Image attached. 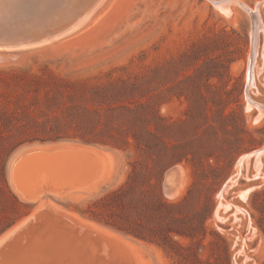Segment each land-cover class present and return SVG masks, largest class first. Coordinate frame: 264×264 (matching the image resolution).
<instances>
[{"label":"rangeland","instance_id":"374dc122","mask_svg":"<svg viewBox=\"0 0 264 264\" xmlns=\"http://www.w3.org/2000/svg\"><path fill=\"white\" fill-rule=\"evenodd\" d=\"M239 1L259 3L247 97L264 106V4ZM225 8L105 0L57 42L0 51V238L42 206L110 240L113 264H264V156L257 176L253 158L242 165L215 214L238 159L264 147V112L246 109L250 18ZM61 146L98 156L70 170L54 166L64 154L23 159L13 183L20 159ZM167 163L158 198L128 180ZM41 226L7 264H30L19 258L33 248L37 264H89Z\"/></svg>","mask_w":264,"mask_h":264},{"label":"bare ground","instance_id":"6f19581e","mask_svg":"<svg viewBox=\"0 0 264 264\" xmlns=\"http://www.w3.org/2000/svg\"><path fill=\"white\" fill-rule=\"evenodd\" d=\"M104 2L105 0H0V33H12L16 31L27 32L29 30L33 31L42 26L49 27L50 24H66L74 20L75 23L73 22L74 25L72 26L71 31H68V33H66V35L64 36L66 37L84 26L89 21L90 17L93 16L96 11L104 4ZM210 2L217 10L221 7L226 6L227 9L225 8V10L228 11L229 4H233L235 6L238 5L246 12V10L243 8L245 7L256 17L255 22L257 31L255 35V43L251 41L250 53L248 56V59L249 57L251 59L250 66H247L246 76V91L248 93V89L253 85L254 59L257 54L258 33L262 31L261 23L258 17L259 3H257L254 8L251 9L245 6V4L241 3L239 0H222L218 2L210 0ZM261 4H264V0L260 2V5ZM64 37L47 44L57 42ZM250 38L251 40H253L252 33H250ZM247 98L251 101V103L247 101V110H250L254 107L257 110L258 114H262L264 112L263 105L253 102L249 97ZM58 149H60L58 152L54 151L50 155H43L42 152H36L32 155L20 159L12 172L13 183L17 184L14 179V175L17 166L23 159L36 158L40 159L42 162H46L50 161L49 158L64 154L62 156L63 158L61 159V162L66 164L64 165L58 161V163L54 164V166H58L59 169L60 167H64L65 169L70 170V167H73L74 164H80V162L82 163L83 161H87L90 155L92 157L94 155L98 156V154L95 152L81 148L61 146L57 147L56 150ZM262 156H264V147L249 154L243 155L238 159L235 165V173L228 179L221 192L218 194L219 202L215 211L216 215L218 210L222 206L221 200L224 192H226V190L235 183L242 165H247L248 160L250 158H253L254 169L256 171L255 176H257L259 173L261 162L260 160ZM54 166H51L52 169H54ZM176 191L177 187H174V189H172L170 192L171 194H175ZM248 191L243 193L244 198ZM228 205L229 204H226L227 208L229 207ZM237 211L239 210L237 209ZM59 218L62 217H60V215L56 214L55 212L46 211L42 206H39V208H37L30 216L23 219L19 224H17L16 227H14L11 231L4 234L0 238V264H7L5 262V258L7 257V254L9 255V250H14L17 246L27 243L28 237L30 238V235L33 232L34 234H36L35 231H38L41 225V227L44 226V228L48 230L52 229V235L54 236L55 240H57L61 244H64L66 246L65 250H67L70 254L73 253L74 255H78L80 257H83L84 259H87L86 261H88L89 264H104L99 261V254L101 251L102 256L104 255L105 257L104 259L108 263H110L111 258L112 263L115 255L107 248L111 246L112 250H116L114 249V246L112 245V242L110 240H107L105 237H102L97 233L91 231L90 229H87L84 226L79 225L71 220L66 221V218H64L63 221H60ZM44 228L43 230H45ZM43 232L45 231L39 233H42L40 235L41 238L44 237ZM36 257L37 256L33 248L29 250L27 258L19 259L30 264H37L39 262V259H37ZM119 262L121 263V261Z\"/></svg>","mask_w":264,"mask_h":264},{"label":"water","instance_id":"95a60500","mask_svg":"<svg viewBox=\"0 0 264 264\" xmlns=\"http://www.w3.org/2000/svg\"><path fill=\"white\" fill-rule=\"evenodd\" d=\"M243 8L246 10V12H248V15L250 16V33H252V39H253L251 40L250 38V41L255 43V35L257 31L256 22H255L256 17L245 7ZM73 22L75 23V21L73 20L72 22H69L66 24H60V25L50 24L49 27L42 26L36 30H33V31L29 30L27 32L16 31L12 33H8V32L0 33V51L30 50V49L45 45L49 42H52L54 40L64 37L66 33H68V31H71V28L74 25ZM247 64H248L247 65L248 67L251 64L250 57L248 59ZM245 94L247 95L246 90H245ZM247 101L251 103V101L248 98H247ZM174 168H171L169 170L173 171ZM167 172L165 173L164 181H165ZM166 189H168V187ZM163 192L165 195L164 187H163Z\"/></svg>","mask_w":264,"mask_h":264},{"label":"trees","instance_id":"16d2710c","mask_svg":"<svg viewBox=\"0 0 264 264\" xmlns=\"http://www.w3.org/2000/svg\"><path fill=\"white\" fill-rule=\"evenodd\" d=\"M133 139L135 140L136 148L139 149V141L137 138H135L134 135H131ZM168 163L163 165V166H156L153 170L148 169L145 167L143 170H136L135 167H133L132 172L128 175V180L134 178L135 176L139 177L143 182H146L147 187L151 189L150 194L153 195V198H158L159 196V191H158V186L161 182V177L165 169L167 168ZM138 171V172H137ZM151 180H154L153 183L149 182ZM127 186V183H126ZM157 190V194L155 193ZM123 192V191H122ZM123 194V193H122ZM116 196V195H115ZM125 234H128L126 230H120ZM135 237L141 238V236L136 235Z\"/></svg>","mask_w":264,"mask_h":264}]
</instances>
